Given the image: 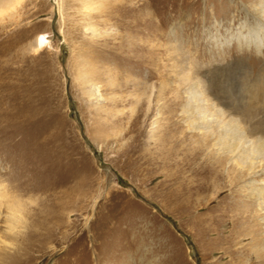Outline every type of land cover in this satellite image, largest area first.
I'll use <instances>...</instances> for the list:
<instances>
[{
	"label": "rangeland",
	"instance_id": "374dc122",
	"mask_svg": "<svg viewBox=\"0 0 264 264\" xmlns=\"http://www.w3.org/2000/svg\"><path fill=\"white\" fill-rule=\"evenodd\" d=\"M12 3L0 264H264V0Z\"/></svg>",
	"mask_w": 264,
	"mask_h": 264
},
{
	"label": "bare ground",
	"instance_id": "6f19581e",
	"mask_svg": "<svg viewBox=\"0 0 264 264\" xmlns=\"http://www.w3.org/2000/svg\"><path fill=\"white\" fill-rule=\"evenodd\" d=\"M13 2V0H0V13H3L4 11H6L7 10V6L8 7H10L11 6V4L13 5L14 3H12ZM4 14V13H3ZM2 14V15H3ZM255 30V29H254ZM239 34V33H238ZM243 37V36H242ZM246 37V36H245ZM248 38V37H247ZM242 39V38H241ZM244 40H245V38H243ZM38 43H39V41H38ZM42 43L40 42V45H41ZM39 46V45H38ZM94 85H96V87H98L97 85L98 84H96V83H94ZM99 88V87H98ZM96 89V88H95ZM209 123V122H208ZM201 127V126H200ZM205 127V126H204ZM245 157V156H244ZM244 163V162H243ZM253 166H250L249 167V169H251ZM258 195H264V192L262 191H260L259 192V190H258ZM17 210H18V208H16ZM13 219L14 220H17V217H15V215L13 216ZM129 264V263H128Z\"/></svg>",
	"mask_w": 264,
	"mask_h": 264
}]
</instances>
